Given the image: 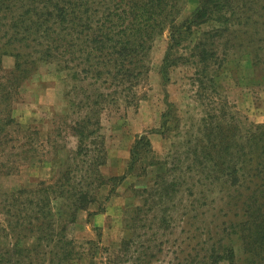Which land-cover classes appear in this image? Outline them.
I'll return each instance as SVG.
<instances>
[{
    "label": "trees",
    "instance_id": "trees-1",
    "mask_svg": "<svg viewBox=\"0 0 264 264\" xmlns=\"http://www.w3.org/2000/svg\"><path fill=\"white\" fill-rule=\"evenodd\" d=\"M186 1L0 0L1 173H13L20 162L37 155L33 139L19 143L11 136L16 127L20 129L12 103L40 64L55 63L76 80V97L72 85L65 96L74 115L67 127L77 138L76 148L69 151L50 180L9 193L8 198L13 196L10 206L2 200L5 218L0 221V238L6 243L0 244V264L31 263L35 249L44 248L45 253L50 247L57 249L51 258L53 264H73L82 254L74 252V242L67 237L69 223L100 199L105 202L127 175L144 173V163L153 152L150 132L146 131L137 135L124 174L108 177L100 172L107 156L101 112L120 102L138 105V89L150 72V52L158 36L168 31L159 67L163 84L170 81L171 69L190 63L195 67L194 83H200L201 89L204 85L205 91L215 87L224 64L219 47L226 56L236 37H243L247 56L253 65L258 64L260 57L255 50L264 42V0H197L183 15ZM6 55L15 59L11 69L3 66ZM174 107L166 102L157 133L169 131ZM202 123L206 133L201 135V130L188 139L196 138L189 152L191 171L203 174L208 181L203 186L216 191L223 204L218 203L219 210L210 214L216 219L198 228V256L186 264H264V125L240 129L223 112L203 118ZM176 146L174 143L173 148ZM180 177L173 176L170 168L157 174L151 186L138 190L144 198L142 208L151 209L164 200L174 202L180 193ZM104 187L109 188L106 195ZM216 198H212L215 204ZM58 201L70 221L54 211ZM166 214V209L162 210V215ZM172 221L162 216L166 230L173 226ZM127 226L132 236L121 240L114 256L111 249L102 246L100 228L96 227L97 238L87 242L90 254L94 257L98 250L101 254L109 250L110 254L105 261L89 264H142L143 259L150 260L145 240H136L137 224Z\"/></svg>",
    "mask_w": 264,
    "mask_h": 264
},
{
    "label": "rangeland",
    "instance_id": "rangeland-1",
    "mask_svg": "<svg viewBox=\"0 0 264 264\" xmlns=\"http://www.w3.org/2000/svg\"><path fill=\"white\" fill-rule=\"evenodd\" d=\"M196 2L197 0H187L183 15ZM168 37V31H165L153 43L149 57L150 72L138 89V105L126 106L120 102L107 106L101 112V132L107 156L105 164L99 170L104 176L125 173L131 147L137 135L145 131L150 132L153 152L144 163L143 174L127 175L105 202L100 199V202L91 205L87 210L78 212L75 220L69 223L67 237L74 242V252L82 254L73 264H89L92 260L94 263L105 261L110 249L114 256L121 240L132 236L127 225L133 222L137 224L136 240H145L143 243L150 248V260L143 259L142 264H186V260L197 257L198 250L195 245L201 238L198 228L216 219L210 214L217 212L219 204L223 203L216 198V191L211 192L210 186H203L208 182L204 181L203 174L197 175L195 169L191 171L193 168L189 152L193 151L196 138L188 141L190 134L195 137L201 130V135L206 133V128L202 127V119L210 118V115L218 116L221 112L227 114L240 129L264 125V42L259 51L255 50L260 57L256 66L247 56L243 37H236L230 42L226 56L221 53L220 46L218 55L220 60L224 59V64L219 68L217 85L207 87L209 90L205 91L204 85H201V89L200 83H194L192 77L195 67L190 63L171 69L170 81L163 84L159 67ZM14 63L13 56L3 57L4 68L11 69ZM75 82L66 72L59 70L55 63H43L22 84L20 94L12 103V114L20 129L16 127L11 136L17 138L19 143L27 141L28 137L33 139L37 155L20 162L13 173L2 174L4 171H0V221L5 218L2 200L5 198L6 205L13 199V196L8 198L9 193L21 186L32 188L41 180H50L61 169L69 151L76 148L77 138L71 135L67 127L74 115L65 96L66 90L72 85V95L76 97L73 87ZM167 101L175 105L174 119L169 124V131L162 135L157 130ZM67 115L70 117L66 118ZM174 143H177L175 148ZM168 168L173 176L177 174L180 177L184 172L180 177V193L177 198L174 202L164 200L154 204L151 209L145 205L142 208L144 198L140 197L138 190L151 186L156 175L166 172ZM102 191L106 195L109 188L104 187ZM213 196L217 199V204L213 202ZM99 206L103 208L100 210ZM53 209L65 221H70L59 201L54 202ZM164 209L166 215H162ZM208 209L206 214L201 213ZM92 212L94 214L89 215ZM162 216L169 222L173 220L171 228L165 229ZM217 220L221 221L219 217ZM96 227L100 228L102 246L109 250L102 254L98 250L92 257L88 249L90 244L87 242L97 238ZM33 240L29 242L32 243ZM2 242L5 240L0 238V244ZM56 250L50 247L43 253L44 248H37L31 256L32 262L25 261L23 264H53L51 258Z\"/></svg>",
    "mask_w": 264,
    "mask_h": 264
}]
</instances>
